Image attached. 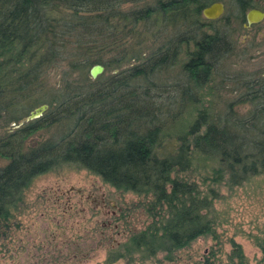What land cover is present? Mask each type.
Masks as SVG:
<instances>
[{"label":"trees","instance_id":"trees-1","mask_svg":"<svg viewBox=\"0 0 264 264\" xmlns=\"http://www.w3.org/2000/svg\"><path fill=\"white\" fill-rule=\"evenodd\" d=\"M213 1L0 0V223L34 177L75 166L163 210L106 263L170 254L212 233L214 186L264 174V71L224 70L235 44L227 21L202 17ZM231 1L245 23L252 1ZM94 64L103 72L91 79ZM212 75L237 92L214 107L197 95ZM195 161L209 164L204 189L178 176Z\"/></svg>","mask_w":264,"mask_h":264},{"label":"rangeland","instance_id":"rangeland-1","mask_svg":"<svg viewBox=\"0 0 264 264\" xmlns=\"http://www.w3.org/2000/svg\"><path fill=\"white\" fill-rule=\"evenodd\" d=\"M214 1L223 4L221 23L229 24L235 44L224 70L263 72L264 17L243 26L234 19L231 0ZM251 1V8L264 11V0ZM184 58L182 54L180 62ZM176 69L164 77L171 79ZM48 76L55 82L57 71L50 70ZM233 86L212 75L197 91L200 104L214 107V100L233 99L237 94ZM46 136L47 132H38L29 142ZM5 163L0 158V167ZM206 166L195 161L190 171L178 176L204 189L210 184L203 181L209 172V164ZM214 188L218 197L212 203L211 234L199 236L170 254L133 252L106 263L108 251H123L127 238L149 224L151 212L163 210H149L148 197L115 190L84 169L62 166L50 170L32 179L17 211L0 223V264H264V174L232 189L223 185Z\"/></svg>","mask_w":264,"mask_h":264},{"label":"water","instance_id":"water-1","mask_svg":"<svg viewBox=\"0 0 264 264\" xmlns=\"http://www.w3.org/2000/svg\"><path fill=\"white\" fill-rule=\"evenodd\" d=\"M223 13V4L218 1H213L209 5L203 7L201 9V15L206 20H215L221 17ZM264 17V11L257 8H249L244 15L245 23L243 26L255 24L260 22ZM103 67L100 64L92 65L88 70L89 78L95 79L98 75L102 74ZM46 104H40L35 107L32 111L28 113V115L22 119V121L31 120L39 117L42 112L46 109Z\"/></svg>","mask_w":264,"mask_h":264}]
</instances>
